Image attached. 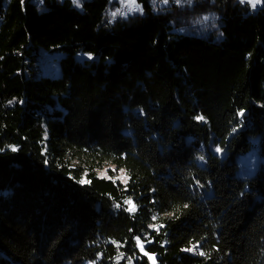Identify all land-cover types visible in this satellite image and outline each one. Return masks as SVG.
<instances>
[{
	"label": "trees",
	"instance_id": "trees-1",
	"mask_svg": "<svg viewBox=\"0 0 264 264\" xmlns=\"http://www.w3.org/2000/svg\"><path fill=\"white\" fill-rule=\"evenodd\" d=\"M159 1L0 0V264H264V7Z\"/></svg>",
	"mask_w": 264,
	"mask_h": 264
},
{
	"label": "rangeland",
	"instance_id": "rangeland-1",
	"mask_svg": "<svg viewBox=\"0 0 264 264\" xmlns=\"http://www.w3.org/2000/svg\"><path fill=\"white\" fill-rule=\"evenodd\" d=\"M39 2V0H36ZM84 1L87 0H79V6L71 0L73 6L78 10H81V5ZM111 2H116L117 6H115V10L111 12V16L113 17L112 13H116L114 17H124L127 18L130 15L136 14L141 12V7L135 0V5L139 6V10H132L129 11L124 5L127 3V0H110ZM242 2V0H239ZM160 4H169V0L165 3L164 0L159 1ZM242 3H248L252 8H262L264 7V0H259V2L253 4L251 0H243ZM123 10L124 14H120ZM63 54L57 51H44L38 49L34 58V62L32 63L33 67L35 68L36 75H47L57 78L59 76V66L58 61ZM76 58L80 61L83 60H94L96 59V55L87 54V53H77ZM257 156L258 153L255 151L254 148L250 149L249 152L244 153L240 156V161L238 163V175H241L245 170L249 171L250 174H254L257 168ZM116 176L117 179L121 181H126L125 174L122 171H117L114 168L108 166L105 167L103 170H99L97 172L99 177L110 178L111 174ZM130 209L133 210V206L130 205Z\"/></svg>",
	"mask_w": 264,
	"mask_h": 264
},
{
	"label": "snow or ice",
	"instance_id": "snow-or-ice-1",
	"mask_svg": "<svg viewBox=\"0 0 264 264\" xmlns=\"http://www.w3.org/2000/svg\"><path fill=\"white\" fill-rule=\"evenodd\" d=\"M74 3L77 4V6H79V0H73ZM164 2L166 3L167 0H164ZM190 2V0H189ZM243 2V0H242ZM251 2L253 4L259 2V0H251ZM125 8H127V10L132 11V10H139V6L135 5V0H127V3L124 5ZM120 14H124L123 10L121 11ZM113 17L116 15V13H112ZM205 20L208 19L207 17L204 18ZM15 150V149H13ZM217 151H219V149H217ZM129 204H131V201L128 202ZM201 255H203V253H201Z\"/></svg>",
	"mask_w": 264,
	"mask_h": 264
},
{
	"label": "crops",
	"instance_id": "crops-1",
	"mask_svg": "<svg viewBox=\"0 0 264 264\" xmlns=\"http://www.w3.org/2000/svg\"><path fill=\"white\" fill-rule=\"evenodd\" d=\"M256 8H254V10H255Z\"/></svg>",
	"mask_w": 264,
	"mask_h": 264
}]
</instances>
